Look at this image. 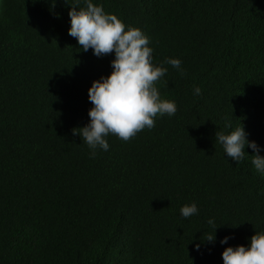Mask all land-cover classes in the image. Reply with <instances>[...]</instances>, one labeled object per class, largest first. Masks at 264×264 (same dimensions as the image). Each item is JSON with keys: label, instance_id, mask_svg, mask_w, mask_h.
I'll return each mask as SVG.
<instances>
[{"label": "trees", "instance_id": "trees-1", "mask_svg": "<svg viewBox=\"0 0 264 264\" xmlns=\"http://www.w3.org/2000/svg\"><path fill=\"white\" fill-rule=\"evenodd\" d=\"M93 3L149 38L177 112L127 142L109 135L93 158L73 129L114 53L82 50L66 0H0V264H223L226 247L264 232L252 149L237 164L215 141L243 125L264 146V0ZM219 46L237 63L228 72ZM193 202L199 213L183 218Z\"/></svg>", "mask_w": 264, "mask_h": 264}, {"label": "clouds", "instance_id": "clouds-1", "mask_svg": "<svg viewBox=\"0 0 264 264\" xmlns=\"http://www.w3.org/2000/svg\"><path fill=\"white\" fill-rule=\"evenodd\" d=\"M66 2L70 5L71 27L68 34L77 40L82 50L87 52L91 49L98 58L114 53L112 71L94 79L88 89V99L93 105L88 111L89 122L73 129V134L82 137L94 158L97 149L105 152L109 150V135L127 142L145 128H154L157 116H174L177 105L175 101L161 99L156 82L168 70L153 64V49L149 47L150 40L142 30L126 27L115 14L106 13L103 6L94 4L93 0ZM81 4L85 6L81 7ZM218 53L227 72L237 66L229 51L219 46ZM164 63L186 75L181 59L169 57ZM193 94L202 95L201 88L195 87ZM224 127L232 128L227 118ZM248 137L249 133L242 125L227 134L216 132L215 141L222 146L224 155L237 164L244 160L245 148H251V164L258 173L264 174V156L260 155L264 146ZM198 213L195 202L180 209V215L185 219ZM208 224L214 227V232L204 240L214 243L217 227L213 219H209ZM231 238L225 236L220 243L228 244ZM199 247L197 245V250ZM222 260L223 264H264V232H255L247 246L226 247L222 252Z\"/></svg>", "mask_w": 264, "mask_h": 264}]
</instances>
